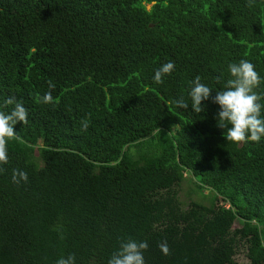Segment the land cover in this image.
Returning a JSON list of instances; mask_svg holds the SVG:
<instances>
[{
  "label": "trees",
  "instance_id": "obj_1",
  "mask_svg": "<svg viewBox=\"0 0 264 264\" xmlns=\"http://www.w3.org/2000/svg\"><path fill=\"white\" fill-rule=\"evenodd\" d=\"M249 2L0 0V111L14 96L28 113L0 165V264H108L129 238L148 242L145 264H264V138L226 141L212 103L241 59L264 94V0ZM197 75L214 90L198 114ZM185 174L208 205L182 207Z\"/></svg>",
  "mask_w": 264,
  "mask_h": 264
},
{
  "label": "clouds",
  "instance_id": "obj_2",
  "mask_svg": "<svg viewBox=\"0 0 264 264\" xmlns=\"http://www.w3.org/2000/svg\"><path fill=\"white\" fill-rule=\"evenodd\" d=\"M251 6V0L249 2ZM175 70V64L168 61L155 70L153 77L157 84L163 83V78ZM230 78L224 83L223 88L215 90V96L212 97V103L219 106L217 113V126L224 130V138L235 144H245L248 142H260L264 138V94L256 91L262 83V78L253 63L246 59H241L238 63L228 64ZM221 77H216V83L219 84ZM191 89L189 96L191 99V109L195 113L204 111L202 101H207L214 91L210 86L201 82V77L197 75L194 80L190 81ZM49 91L40 101L45 104L54 103L52 90L55 85L52 81L48 82ZM171 103L178 108L187 109L188 103L180 98L173 100ZM5 105H14L10 113L0 111V165L8 163V142L19 139L14 125L17 122L26 124L27 109L22 102L16 100L14 96L8 97ZM90 120L81 121V128L86 131L89 127ZM4 169L0 168V172ZM27 173L13 169L12 181L19 184L21 181L27 182ZM147 241H136L129 238L126 242H121L118 250L112 253L108 264H145L144 252L148 249ZM158 247L164 255L170 254V249L166 241L161 242ZM56 264H75V255L70 254L66 258L61 257Z\"/></svg>",
  "mask_w": 264,
  "mask_h": 264
},
{
  "label": "rangeland",
  "instance_id": "obj_3",
  "mask_svg": "<svg viewBox=\"0 0 264 264\" xmlns=\"http://www.w3.org/2000/svg\"><path fill=\"white\" fill-rule=\"evenodd\" d=\"M148 6L149 5H146V8H148ZM176 189L178 199L180 203H182V207H186L190 200L198 201L205 205H208L210 202V191L205 188H196L194 180L190 178L188 174H185L184 180L180 182L179 186H177ZM217 202L219 203L218 198H216L214 204ZM238 225L239 223L234 221L231 227H237ZM239 246L240 248L238 253L235 255V259L239 262H247V259L244 256L245 247L242 244H240Z\"/></svg>",
  "mask_w": 264,
  "mask_h": 264
}]
</instances>
